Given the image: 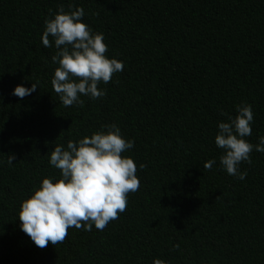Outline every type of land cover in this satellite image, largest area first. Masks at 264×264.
<instances>
[{"label":"trees","instance_id":"16d2710c","mask_svg":"<svg viewBox=\"0 0 264 264\" xmlns=\"http://www.w3.org/2000/svg\"><path fill=\"white\" fill-rule=\"evenodd\" d=\"M60 7H83L105 55L124 64L98 85L106 95L82 96L83 107H65L51 85L56 49L41 36ZM36 82L29 96L11 94ZM241 103L252 106L246 139L256 144L264 0H0V264H264V153H250L239 180L220 167L214 142ZM110 124L134 140L122 156L137 166L138 191L103 231L73 227L63 242L37 247L18 213L43 178L59 179L50 152Z\"/></svg>","mask_w":264,"mask_h":264},{"label":"clouds","instance_id":"9594fccd","mask_svg":"<svg viewBox=\"0 0 264 264\" xmlns=\"http://www.w3.org/2000/svg\"><path fill=\"white\" fill-rule=\"evenodd\" d=\"M50 15L44 20L41 41L45 48L56 49L51 56L52 63L58 65L51 79L53 91L65 107H83L82 96L91 100L104 97L106 90L98 85L109 83L115 73L123 71V61L105 55L108 47L104 34L83 22V7H70L68 12L60 7ZM37 86L38 82L31 87L17 85L11 94L22 99ZM235 111V117L229 115L226 122H218L214 142L223 152L219 158L222 170L244 180L247 172L239 166L251 163L253 150L264 153V136H259L256 144L246 139L252 135L254 119L250 104H238ZM105 128L107 131L69 140L66 147L58 144L50 152L49 164L59 170V179L43 178L33 194L22 201L18 213L21 230L37 247L63 242L73 227L92 231L95 226L103 231L125 211L128 194L138 191L137 166L130 156H122L134 147V140L124 138L116 124L102 126ZM15 159V154L8 155L7 163L11 165ZM215 163L209 159L203 167L211 169ZM152 264L167 262L154 258Z\"/></svg>","mask_w":264,"mask_h":264}]
</instances>
